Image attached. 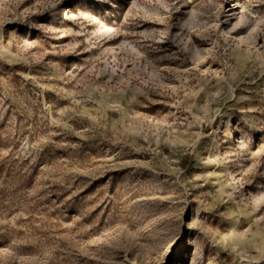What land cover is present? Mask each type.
<instances>
[{
    "label": "rangeland",
    "instance_id": "obj_1",
    "mask_svg": "<svg viewBox=\"0 0 264 264\" xmlns=\"http://www.w3.org/2000/svg\"><path fill=\"white\" fill-rule=\"evenodd\" d=\"M0 264H264V0H0Z\"/></svg>",
    "mask_w": 264,
    "mask_h": 264
}]
</instances>
